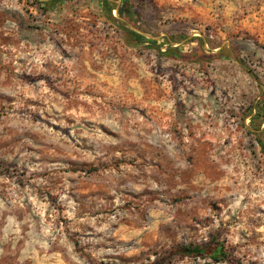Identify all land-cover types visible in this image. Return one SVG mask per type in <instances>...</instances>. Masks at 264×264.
Listing matches in <instances>:
<instances>
[{"label": "rangeland", "instance_id": "1", "mask_svg": "<svg viewBox=\"0 0 264 264\" xmlns=\"http://www.w3.org/2000/svg\"><path fill=\"white\" fill-rule=\"evenodd\" d=\"M102 1L0 0V264H264V0Z\"/></svg>", "mask_w": 264, "mask_h": 264}, {"label": "trees", "instance_id": "2", "mask_svg": "<svg viewBox=\"0 0 264 264\" xmlns=\"http://www.w3.org/2000/svg\"><path fill=\"white\" fill-rule=\"evenodd\" d=\"M52 3V1L50 2ZM42 4V3H41ZM46 4V3H44ZM43 4V5H44ZM102 12L103 15L109 20V21H117L116 17H114L113 13L115 11H118V13L121 15L122 18L127 20V24H124L122 27V30L125 33V41L128 46L130 47H137V46H143V45H154L155 48H157L159 54L164 57L168 58H175V59H185V55L178 54L173 49H166L163 50V45H158L157 41H152L148 39L145 35L140 33L139 31H136L132 27H130V24H133L135 22L136 13L133 11L132 5L128 1L124 2V5L122 7L118 6L116 2H112L110 0H103L102 1ZM207 59H210L208 57ZM261 117L260 110H258L255 115L252 117L253 122H255L257 119ZM258 139V146L261 148V152L264 155V141L262 139ZM223 252V247L220 246H213L212 244H201L196 245L193 247H182L179 249H176L174 253L181 254V256H198V257H210L214 258L215 260H218L217 254Z\"/></svg>", "mask_w": 264, "mask_h": 264}]
</instances>
